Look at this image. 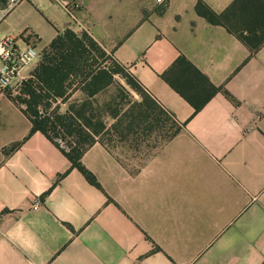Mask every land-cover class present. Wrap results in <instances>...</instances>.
Here are the masks:
<instances>
[{
    "label": "crops",
    "instance_id": "obj_1",
    "mask_svg": "<svg viewBox=\"0 0 264 264\" xmlns=\"http://www.w3.org/2000/svg\"><path fill=\"white\" fill-rule=\"evenodd\" d=\"M199 1L221 14L236 0H72L75 21L53 19L47 39L26 2L1 24L0 39L44 48L67 28L89 34L180 131H146L124 158L91 146L82 163L97 187L1 97L0 264H264V45L253 53L211 25ZM236 14L248 33L264 0Z\"/></svg>",
    "mask_w": 264,
    "mask_h": 264
},
{
    "label": "trees",
    "instance_id": "obj_2",
    "mask_svg": "<svg viewBox=\"0 0 264 264\" xmlns=\"http://www.w3.org/2000/svg\"><path fill=\"white\" fill-rule=\"evenodd\" d=\"M243 1L236 0L227 11L221 14H217L203 1H199L196 12L211 25L225 27L251 48L253 53H256L264 45V19L250 22L255 25L248 33H239L234 27L237 23L236 9ZM106 56L108 53L89 34L85 32L78 34L67 28L63 32H59L51 44L45 48L43 59L31 78L25 83L22 96L15 100L32 124L31 134L40 132L47 137L62 150L72 163V168L77 169L89 183L97 187L99 184L95 176L82 163L83 155L91 146L96 143L103 144L97 141V137L107 131L106 123L94 109L92 100L111 85L115 75L120 74L125 75L127 83L131 87L145 93L140 84L130 74H126V69L118 64L111 55L110 59H113L111 66L101 64L99 60ZM78 91L85 96V99L79 101V104H73L64 114L58 112L57 107L52 111L48 110L54 103L68 101ZM218 91L221 89L214 88V92ZM150 100L171 124L170 129L166 131L164 140L167 141L177 136L180 129L177 128L176 122L151 98ZM24 106L26 108H23ZM41 107H45L47 110L41 111ZM110 115L117 120L116 124L112 126L113 130L120 133L125 129L129 133L136 131V125L133 123L124 128L122 118L126 117L127 111L123 113L118 110ZM139 117L145 121L151 119V115L147 112L140 114ZM154 130V127H150L146 131ZM63 134L78 139V142L70 150L63 148L55 139Z\"/></svg>",
    "mask_w": 264,
    "mask_h": 264
},
{
    "label": "rangeland",
    "instance_id": "obj_3",
    "mask_svg": "<svg viewBox=\"0 0 264 264\" xmlns=\"http://www.w3.org/2000/svg\"><path fill=\"white\" fill-rule=\"evenodd\" d=\"M63 1L72 2V0H28L26 2L27 4L23 7V13L26 16L27 23L37 27L44 34L46 39L54 35L56 28L54 24H52L53 19L64 20L70 18L66 10L61 7ZM39 47L43 57L45 48L42 45ZM110 58L111 56L108 54V56L99 60V62L109 67L113 64V59ZM40 62L29 67L32 71H30V73H25L27 78L19 83L13 90L7 92V97L15 102V100L22 96L25 83L31 78L36 69L35 67H37ZM126 74L129 75L128 72ZM84 99L85 96L78 91L75 92L68 101L58 104L54 103L52 108L48 110L52 111L57 107L58 112L64 114L73 104H79V101ZM92 102L94 104V109L97 111L98 115L100 114L101 117H103V121L107 126V131L98 136L97 141L102 142L122 158H124L126 153L125 150L129 147L131 142L147 139L145 132L150 129V127H154L156 130L152 135V141H163L166 137V131L171 127L168 118L161 114L159 108L150 100V97L131 87L127 83L125 75L122 74L115 75L111 85L97 95ZM23 108L26 107L24 106ZM45 109V107H41V111H45ZM118 110H121L123 113L127 111L126 117L123 116L122 118V120H124V128H127L130 123H133L136 125V131L134 133H129L127 129H125V131L121 130V133L112 129L113 124H116L117 120L113 119L110 114ZM146 112L151 115L149 121H145L139 117L140 114ZM98 120H101V118H98ZM55 139L66 150H70V148L75 146V143L78 142L76 137L64 134Z\"/></svg>",
    "mask_w": 264,
    "mask_h": 264
},
{
    "label": "built area",
    "instance_id": "obj_4",
    "mask_svg": "<svg viewBox=\"0 0 264 264\" xmlns=\"http://www.w3.org/2000/svg\"><path fill=\"white\" fill-rule=\"evenodd\" d=\"M28 0H0V26L22 4ZM156 6H166L170 0H152ZM64 9L75 21V13L78 10L76 3H63ZM42 59V51L39 47L26 38L8 36L0 39V98L7 95L19 83L27 77L26 70L39 63ZM40 202L35 203V208Z\"/></svg>",
    "mask_w": 264,
    "mask_h": 264
}]
</instances>
